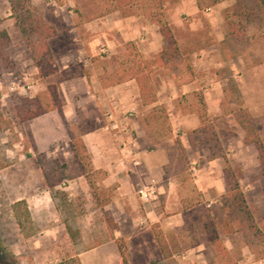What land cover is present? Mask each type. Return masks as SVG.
Returning <instances> with one entry per match:
<instances>
[{
	"label": "rangeland",
	"instance_id": "obj_1",
	"mask_svg": "<svg viewBox=\"0 0 264 264\" xmlns=\"http://www.w3.org/2000/svg\"><path fill=\"white\" fill-rule=\"evenodd\" d=\"M40 1L55 14H65L74 10L76 3H84L83 0ZM30 2L35 14L42 19L40 10L32 5L33 0ZM242 2L251 8L248 0ZM235 4V0H226L206 13L204 9L214 6L210 5L209 0H197L199 13L194 17L195 20L192 21L190 15L181 12L179 17L186 27L175 28L178 37L193 50L188 60L196 72L194 76L200 82L197 93L203 96L202 88L211 94L215 90L221 93L219 115L209 116V125L215 131L216 138L203 129L189 132L184 137L185 148L177 139L183 150L181 153L174 144L175 138L154 144L151 133L143 123L141 135L130 130L135 148L150 151L158 145L167 154L168 163L158 182L171 185L173 192L182 199L180 206L200 202L185 213L186 226L178 232L179 239L183 240V248L206 237L203 224L210 218L221 221V196L216 189L207 186L206 181L214 179L221 184L224 180L225 161L239 179L255 222L264 228V177L257 152L252 145L242 143V131L233 117L227 115L221 107V103L225 102L229 108L243 109L264 142V44L252 20L247 24L244 19L238 22L234 17H229L227 21L225 10ZM86 14V17L91 18L94 15ZM10 15L8 1L0 0V28L7 31L11 40L7 50L8 65L0 64V264H80L78 256L81 253L111 241L118 252L124 251L127 258V237L134 233L135 228L143 230L155 227L160 230L159 224H140L137 220L130 226V213L145 211L137 195L140 186L153 184L156 187L158 197L148 206L153 211L163 213L165 217L176 211L177 203L163 201L158 193L157 179L153 175L138 173L139 167L128 165L124 169L117 164L118 170L113 172L116 178L114 182L108 180L107 173L105 177L95 178L99 186L113 190L110 204L102 210L94 205L88 185L73 160L70 138H80L84 132L102 125L101 122L95 123L83 117L66 124L62 119L68 134L67 142L51 144L45 151L33 147L30 121L21 122L18 112L26 100L39 99L46 103L47 87L57 84L62 76L57 70V74L51 78L38 77V70ZM229 21L234 22L232 30L227 25ZM125 45L119 47L117 62L127 55ZM99 54L106 57L108 49L101 47ZM177 60L179 69L172 70L169 66L163 69L158 66L155 69L153 80L157 89L171 83L172 74L181 76L184 73L180 60ZM53 63L56 67L54 60ZM187 78V75L184 76V79ZM179 101L177 110H189L185 105L191 102V98H180ZM215 103L214 107H217ZM168 121L171 130L177 132L175 115L168 116ZM209 164L214 165L210 167ZM42 168H54L64 178L55 188L64 194L62 200H65V206L61 213L44 186ZM126 176L132 183V197L131 200L121 202L117 191L118 180ZM200 190L205 192L204 198ZM17 200L25 201L28 209V232L33 233L28 239L20 233L11 210ZM109 219L112 225L108 223ZM64 220L71 225L75 233L73 237L67 234ZM238 235V243L243 244L242 235ZM166 236L171 237L169 233ZM238 256L234 254L233 258Z\"/></svg>",
	"mask_w": 264,
	"mask_h": 264
},
{
	"label": "crops",
	"instance_id": "obj_2",
	"mask_svg": "<svg viewBox=\"0 0 264 264\" xmlns=\"http://www.w3.org/2000/svg\"><path fill=\"white\" fill-rule=\"evenodd\" d=\"M83 1L84 3H76L74 10L65 14L50 12L40 0L32 2V5L40 10L43 21L52 26L56 32L48 44L58 73L62 76V79L57 81V85L63 102L61 116L57 111H52L29 122L32 145L36 150L45 151L51 144L67 142L68 134L62 119L67 124L78 118L87 117L95 123H102L96 129L84 132L80 137L94 170L107 173L108 180L114 182L116 178L113 172L118 170L117 164L124 169L128 165L133 166L132 159L126 158L124 154V151L130 147L133 151L132 158L140 163L138 173L145 172L153 175L158 182L163 168L168 163L167 154L158 145L150 151L135 148V141H132L130 130L138 135L143 133V117L150 108L142 106L135 81H118L120 68L117 57L120 46L132 43L144 61H155L163 47L162 37L158 28L144 18L123 19L118 13L102 18L86 17V13L93 14V4L91 0ZM215 8L216 6L206 8L204 12L208 13ZM59 9L61 10L62 7ZM164 9L177 45L181 51L185 52L190 47L185 43L186 41L178 37L175 28L185 29L186 27L179 17L181 12L190 15L192 21L195 20L194 17L199 13L197 0H165ZM103 46L108 49L106 57L99 54ZM192 54L187 55V64L193 77L191 74L187 75L189 78L184 79L183 74L181 76L172 74L171 83L162 89L156 88L157 104L166 109L168 116L174 114L177 118V132L171 130L172 138L180 139L183 148L186 147L184 137L187 133L200 128V122L195 114L187 110H177L180 98L200 89L198 84L200 82L194 76L196 72L188 60ZM157 67L154 66L153 74ZM201 90L204 93L202 97L208 115L211 117L219 115L218 104L221 93L215 90L211 94L203 88ZM215 102L217 107H214ZM171 110L172 114H170ZM108 112L112 113L115 122L119 125L120 132L116 134L108 129L106 118ZM143 112L146 114L144 115ZM137 145L136 143V147ZM209 165L212 167L214 164ZM206 183H208L207 186L216 189L220 196L226 191L225 179L221 184L214 179L207 180ZM118 184L120 201L131 200L132 183L128 176L118 180ZM157 186L158 193L163 197L164 202L177 203L176 211L165 217L163 213L150 209L148 205L152 201L147 204L141 202L145 211L130 213V226L136 220L140 224H147V222L159 224L160 231L165 236L169 233L172 238L174 237L173 245L178 252L164 259L154 242L151 229L136 230L135 228L134 233L127 237L128 264H219L206 237L194 241L188 247H182L183 240L179 239L178 232L185 228V213L190 209L182 210V205L180 206L182 199L173 192L170 184L158 182ZM200 191L204 198L205 192ZM220 238L224 248L232 257L234 254H239L235 259L237 264H264V259H255L247 247L238 243V240L240 241L238 233L221 235ZM78 258L80 264H122L113 241L99 244L81 253Z\"/></svg>",
	"mask_w": 264,
	"mask_h": 264
},
{
	"label": "trees",
	"instance_id": "obj_3",
	"mask_svg": "<svg viewBox=\"0 0 264 264\" xmlns=\"http://www.w3.org/2000/svg\"><path fill=\"white\" fill-rule=\"evenodd\" d=\"M10 6V18L14 20V26L24 40L26 47L30 53L31 61L38 70L40 79H47L57 74L54 66L48 41L52 39L56 32L55 29L43 22L37 16L31 6L30 0H7ZM226 0H209L211 6L218 5ZM235 6L227 8L225 14L228 18L234 17L236 21L244 19L249 24L256 25V31L264 44V0H248L251 8H248L242 2L243 0H235ZM93 4L92 18H102L107 15L118 13L121 18L137 17L148 20L151 24L158 28L159 34L163 40L161 52L156 56L154 63L144 61L139 55L137 49L132 43H127V55L118 62L120 68L119 82L133 80L136 83L139 97L143 107L150 108L148 113L143 117V124L147 131L151 133L154 144H160L172 139V131L168 121L166 109L157 104V89L153 82L154 66L171 67L172 70L183 66V76L191 75L190 68L187 64V55L193 53L188 48L185 52L181 51L177 45L174 34L167 20L164 3L165 0H91ZM234 22H227L229 28L234 29ZM242 31V30H241ZM243 32V31H242ZM11 44V40L6 30L0 28V64L8 65L7 50ZM264 54V52H263ZM264 62V60H263ZM47 100L43 103L39 99L26 100L18 112L21 122L32 121L52 111H57L61 116L63 102L58 92L57 84H50L47 87ZM224 93V91H223ZM191 98V102L185 105L189 113L195 114L200 122L199 130L203 129L216 138L215 131L209 125L211 123L207 112V107L203 97L197 92L191 93L187 97ZM181 101H179L180 103ZM225 102L221 103L223 111L227 115H231L238 127L243 133V144L252 145L258 156L261 173L264 177V142L250 121L248 114L241 108H229L225 106ZM235 105L239 106V104ZM227 107V108H226ZM183 111H185L183 109ZM71 153L73 160L82 173L94 205L102 210L108 206L112 198V189L103 188L96 182L97 176H106L103 171H96L91 164L90 156L80 138H70ZM174 144L182 153L180 142L176 139ZM42 178L45 188L50 192L52 200L57 204V210L61 213L65 206V200H62L64 194L56 191L55 188L64 179L62 175L57 174V170L51 168L41 169ZM226 191L221 196V206L219 213L222 215L221 221L210 218L203 224V232L207 238L209 245L213 251V255L219 264H237L236 260L228 253L221 242V235L241 234L243 246L247 247L249 252L257 260L264 259V228L257 225L253 215L247 205L243 192L239 185V179L234 169L225 161L223 170ZM264 198V189H263ZM200 202L196 201L189 205H182V210L186 211ZM13 217L19 228L20 233L25 239L33 236L28 232L30 225V217L25 201L15 202L11 207ZM109 224H113L112 220H108ZM65 230L70 237L74 236V232L68 221L64 220ZM154 242L164 259L170 258L178 251L174 248L173 238L165 236L160 230L152 229ZM122 264H128L124 251L119 250ZM56 264H66L59 262Z\"/></svg>",
	"mask_w": 264,
	"mask_h": 264
},
{
	"label": "built area",
	"instance_id": "obj_4",
	"mask_svg": "<svg viewBox=\"0 0 264 264\" xmlns=\"http://www.w3.org/2000/svg\"><path fill=\"white\" fill-rule=\"evenodd\" d=\"M102 52H104V51H102ZM106 118L108 119V129L111 132H114L115 134L120 132L119 125L115 122L111 112H108L106 114ZM124 154H125L126 158L132 159L133 167H135V168L139 167V165H140L139 161L134 160L132 158L133 157V151L130 149V147L124 151ZM137 195H138L139 200L144 204H147V203L157 199L156 188L153 184H146V185L140 186V188L137 190Z\"/></svg>",
	"mask_w": 264,
	"mask_h": 264
}]
</instances>
